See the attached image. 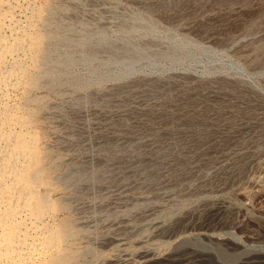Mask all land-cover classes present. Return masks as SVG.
<instances>
[{"label":"rangeland","instance_id":"1","mask_svg":"<svg viewBox=\"0 0 264 264\" xmlns=\"http://www.w3.org/2000/svg\"><path fill=\"white\" fill-rule=\"evenodd\" d=\"M174 263L264 264V0H0V264Z\"/></svg>","mask_w":264,"mask_h":264},{"label":"bare ground","instance_id":"2","mask_svg":"<svg viewBox=\"0 0 264 264\" xmlns=\"http://www.w3.org/2000/svg\"><path fill=\"white\" fill-rule=\"evenodd\" d=\"M13 148V147H12ZM150 254V253H149ZM175 264V263H174Z\"/></svg>","mask_w":264,"mask_h":264}]
</instances>
